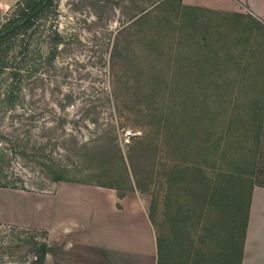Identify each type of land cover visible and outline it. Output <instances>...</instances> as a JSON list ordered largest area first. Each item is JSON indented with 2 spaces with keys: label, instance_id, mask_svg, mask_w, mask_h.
Returning <instances> with one entry per match:
<instances>
[{
  "label": "rangeland",
  "instance_id": "rangeland-1",
  "mask_svg": "<svg viewBox=\"0 0 264 264\" xmlns=\"http://www.w3.org/2000/svg\"><path fill=\"white\" fill-rule=\"evenodd\" d=\"M16 1L3 0L0 25ZM44 4L30 14L37 18L20 37L23 53L14 58L19 47L13 45L0 73V189L8 191L0 204L24 207L20 195L50 193L57 177L111 185L119 195L135 189L149 201L162 246L165 235L171 239L169 252L190 258L217 253V231L201 230L216 220L208 210L216 207L202 206L197 190L189 192L190 186L201 187L196 186L201 176L168 174L178 163L194 164L200 157L162 139L171 114L179 121L197 108L182 90L190 84L223 86L220 93L211 88L215 105L230 96L260 97L264 103V20L241 0H232L235 10L185 9L181 0H51L41 11ZM14 70L19 75L13 78ZM9 93L11 102L5 99ZM193 95L203 96L201 89ZM237 114L223 113L211 122L202 142L216 139L219 124ZM234 124L236 154L245 146L248 155L252 140ZM145 133L147 143L137 141ZM148 144L157 148L154 155ZM159 170L164 176H157ZM205 171L216 190L215 170ZM199 215L204 222L197 226ZM234 239L239 242L240 232ZM46 240L43 230L0 223V264H28L34 243Z\"/></svg>",
  "mask_w": 264,
  "mask_h": 264
},
{
  "label": "crops",
  "instance_id": "crops-1",
  "mask_svg": "<svg viewBox=\"0 0 264 264\" xmlns=\"http://www.w3.org/2000/svg\"><path fill=\"white\" fill-rule=\"evenodd\" d=\"M181 1L187 6L204 5L224 10L233 6L232 0ZM241 1L256 18L264 20V0ZM3 5L0 0V9ZM6 192L0 189V196ZM20 196L24 207L16 209L12 203L0 204V223L45 231L48 250L44 264H236L232 250L235 216L228 209H208L215 212L216 220L201 227L206 234L217 231V253H196L190 258L169 252L167 242L171 239L166 235L161 253L149 201L135 189L119 195L114 188L61 180L53 182L50 193ZM219 211L221 213L217 214ZM224 213L228 214L227 218ZM200 222L203 225L201 215L197 226ZM220 231L225 234L224 238L219 236ZM239 264H264L263 186L255 185L251 192Z\"/></svg>",
  "mask_w": 264,
  "mask_h": 264
},
{
  "label": "trees",
  "instance_id": "trees-1",
  "mask_svg": "<svg viewBox=\"0 0 264 264\" xmlns=\"http://www.w3.org/2000/svg\"><path fill=\"white\" fill-rule=\"evenodd\" d=\"M43 2L45 4L42 6L41 11L47 10L50 7L51 0H17L12 6L13 12L11 16L0 25V73L7 67V55L11 51L10 48H12L13 45L19 47V50L15 51L13 55L14 58L23 53V39L20 37L33 25L37 15L30 16V14L37 10ZM154 7H156V5ZM182 7L185 9L191 8L186 5H182ZM149 13L150 11H146L144 15L146 16ZM17 38L19 41L18 44L16 43ZM197 72L195 75H197ZM11 74L14 78L19 75V72L14 70ZM197 85V83L190 84L182 89L185 94L192 97V102L197 108L194 110L188 109L184 117L179 121H176L171 114L172 120L171 122H167L170 124V129L168 133H165L162 141L164 143H175L179 145L178 147L180 149L185 148L183 151L187 156L189 155L187 150H189L191 154L197 152V156H199L200 159L196 156L197 161L194 164L182 165V163H178L168 174H176L178 176L184 173L199 174V176H201V181L200 183L198 182L196 186L201 187L197 189V187L194 188L189 185V192L192 194L197 190L196 196L202 200V206L212 202L216 209H233L232 215L235 216L234 236L236 237L240 232V240L239 242L235 241L232 250L236 257V264H239L241 258V243L244 236L251 192L255 185L264 187V170H262V164L264 163V118L262 115L264 103L260 97L246 100L243 97L238 98L230 96L228 98H220L215 105L214 102L209 99L211 88L220 93L224 89L223 86L218 83H208L207 86L205 83L201 86ZM198 88L201 89L203 96L200 99H195L193 94L198 90L200 91ZM205 88H209L208 94L203 93L206 92ZM5 99L11 102L13 100L12 93H9ZM239 109H243V111L237 114V110ZM233 112L237 115H233L228 120L230 123H226V125L219 124L218 129H221L216 139L207 142L209 144L202 142L203 134L206 135L208 133L207 127H209L211 122L219 119L220 115L223 113ZM164 115L166 117L170 116L169 113ZM166 119L169 120V118ZM234 122L241 124V131L246 141L247 136H250V140H252L251 149L249 150L250 153L248 155H246L247 148L243 145V148L240 150L241 152H238V155L236 154V142L234 144L232 136V127L236 126ZM44 128L48 129V127ZM143 137L144 138L136 137L137 141L147 143L149 135L145 133ZM197 138L202 139L200 142H196L195 140ZM147 147L149 154L154 155L157 152V148L151 147V144H148ZM161 164L164 165L165 163ZM206 168L214 169L215 175L219 178L216 190L215 188L210 189L209 180L205 175ZM157 176H164V172L159 170ZM61 180L65 179L57 177L54 178L53 181ZM105 187L114 188L111 185ZM3 188L17 189L15 185H6ZM138 190L141 191V188L139 187ZM239 223H242L241 230L239 229ZM161 242L162 241H159L161 253H163ZM34 245L37 248L35 249L33 259L28 264H44L48 250L47 242H35Z\"/></svg>",
  "mask_w": 264,
  "mask_h": 264
}]
</instances>
